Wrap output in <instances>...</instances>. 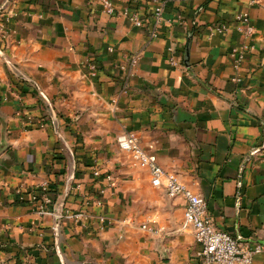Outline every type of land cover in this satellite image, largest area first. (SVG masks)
Returning <instances> with one entry per match:
<instances>
[{"label": "crops", "instance_id": "crops-1", "mask_svg": "<svg viewBox=\"0 0 264 264\" xmlns=\"http://www.w3.org/2000/svg\"><path fill=\"white\" fill-rule=\"evenodd\" d=\"M112 1L111 16L98 0L0 9V264L197 263L182 198L153 187L119 149L124 132L204 197L218 228L264 245V0ZM239 11L250 40L233 20ZM243 43L250 50L236 64ZM134 52L123 89L119 65ZM44 182L57 194L42 211L29 194ZM251 264H264V249Z\"/></svg>", "mask_w": 264, "mask_h": 264}, {"label": "built area", "instance_id": "built-area-1", "mask_svg": "<svg viewBox=\"0 0 264 264\" xmlns=\"http://www.w3.org/2000/svg\"><path fill=\"white\" fill-rule=\"evenodd\" d=\"M11 0H4L0 4V9L5 8L8 2ZM180 1V0H179ZM257 0H249V4L256 3ZM102 11L107 15H114L116 8L112 0H98ZM129 21L135 26H142L143 21L136 11L129 12L127 9L123 11ZM161 6L158 5L155 8L154 15L156 20H160ZM233 20L238 24L237 29L245 40H250L254 34V27L250 23L249 14L247 11H239L235 13ZM212 30L213 27L209 26ZM224 29L223 24H219L216 30L221 32ZM151 36H155L154 31L151 32ZM111 49V48H110ZM250 50V44L243 43L240 49L232 50V56L237 63L243 61L246 54ZM126 61L119 65V68L125 72L124 86L127 87V81L131 75H133L134 67L138 61L139 52H134L125 56ZM171 64H176V60L171 57ZM91 74L96 73L95 64L89 66ZM117 145L120 150L130 154L132 160L140 167L144 168L148 172L150 183L153 187L162 188L165 194L169 198L180 197L182 198L184 205L181 211L182 220L184 225L191 226L195 242L200 246L197 252L196 264H251L255 254L260 253L264 249V245L255 244L250 246L248 242H244L240 237H235L228 232L218 228L211 220L206 200L198 193L193 192L186 186L177 176L165 170L157 161L156 155L144 150L138 138L132 132H124L117 138ZM94 176L99 175L98 169L93 172ZM69 180L74 179V175L71 173L68 177ZM107 180H112V175L107 176ZM240 187L241 184L239 183ZM75 189H79V184L72 186ZM49 185L44 182L38 187L34 188L30 192V200L34 201L37 193L40 194V209L45 210L46 206L54 203L56 200L48 192ZM38 191V192H37ZM20 200H23V192L20 189L16 190ZM239 195V192H238ZM85 198V197H84ZM88 203L87 200H85ZM95 202L99 203L98 200ZM61 208V206L59 207ZM57 215L61 216L57 211ZM82 214H77L75 219L78 220ZM142 228H147L146 225H142Z\"/></svg>", "mask_w": 264, "mask_h": 264}, {"label": "trees", "instance_id": "trees-1", "mask_svg": "<svg viewBox=\"0 0 264 264\" xmlns=\"http://www.w3.org/2000/svg\"><path fill=\"white\" fill-rule=\"evenodd\" d=\"M8 79L10 81V85L13 89H15L18 92H22V86L25 84V81L21 78H17L12 72L8 71ZM57 190V189H55ZM38 192V191H37ZM48 192L50 193V195L53 197V199H55V196L57 194V191H54L52 189H48ZM41 196L39 193H37V196L35 197L34 201H39L40 202ZM20 201V198L18 197V200ZM1 249V248H0Z\"/></svg>", "mask_w": 264, "mask_h": 264}, {"label": "water", "instance_id": "water-1", "mask_svg": "<svg viewBox=\"0 0 264 264\" xmlns=\"http://www.w3.org/2000/svg\"><path fill=\"white\" fill-rule=\"evenodd\" d=\"M57 211L60 213L61 209L60 208H57Z\"/></svg>", "mask_w": 264, "mask_h": 264}]
</instances>
